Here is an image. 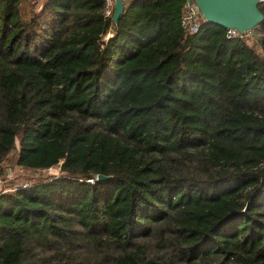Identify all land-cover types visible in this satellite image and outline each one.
<instances>
[{"label":"trees","instance_id":"1","mask_svg":"<svg viewBox=\"0 0 264 264\" xmlns=\"http://www.w3.org/2000/svg\"><path fill=\"white\" fill-rule=\"evenodd\" d=\"M184 1L0 0V162L58 169L0 192V264H264V9L257 51Z\"/></svg>","mask_w":264,"mask_h":264},{"label":"water","instance_id":"2","mask_svg":"<svg viewBox=\"0 0 264 264\" xmlns=\"http://www.w3.org/2000/svg\"><path fill=\"white\" fill-rule=\"evenodd\" d=\"M192 1L203 20L233 29L242 35L257 26L263 18L258 0H187ZM123 9L122 0H112L111 22L116 23ZM105 176L97 175V179Z\"/></svg>","mask_w":264,"mask_h":264},{"label":"rangeland","instance_id":"3","mask_svg":"<svg viewBox=\"0 0 264 264\" xmlns=\"http://www.w3.org/2000/svg\"><path fill=\"white\" fill-rule=\"evenodd\" d=\"M39 4L40 3H34L31 0H20L19 12L21 18L24 20L28 19L29 16L37 10V5ZM242 35L247 44L254 46L255 49L259 51L257 43L259 32L257 30L251 29L244 32ZM16 144L17 142H15V145ZM15 155L16 152L12 149L0 162V192L9 191L13 186H17L19 184L25 185L29 182L37 180L38 178H46L51 175H57L58 173L57 167L37 170L20 168L15 164ZM96 252L97 251H92L89 247L84 248L81 246L79 248V253H81L79 255L82 257L88 254H95ZM44 254L45 253H42V255ZM46 255H48V253H46ZM55 258L56 256H51L52 261H55Z\"/></svg>","mask_w":264,"mask_h":264},{"label":"built area","instance_id":"4","mask_svg":"<svg viewBox=\"0 0 264 264\" xmlns=\"http://www.w3.org/2000/svg\"><path fill=\"white\" fill-rule=\"evenodd\" d=\"M34 3H40L37 5V10L41 8V5L45 0H31ZM123 1V0H122ZM258 5L264 9V0H258ZM102 14L108 17L112 14V0H104L102 6ZM204 21L196 5L192 1H184L181 8L178 24L179 27L187 34H194L199 30L200 23ZM239 33L233 29H226V37H234Z\"/></svg>","mask_w":264,"mask_h":264},{"label":"crops","instance_id":"5","mask_svg":"<svg viewBox=\"0 0 264 264\" xmlns=\"http://www.w3.org/2000/svg\"><path fill=\"white\" fill-rule=\"evenodd\" d=\"M123 2V1H122Z\"/></svg>","mask_w":264,"mask_h":264}]
</instances>
